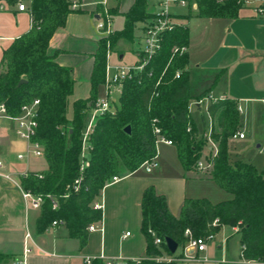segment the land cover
<instances>
[{
  "label": "trees",
  "instance_id": "trees-1",
  "mask_svg": "<svg viewBox=\"0 0 264 264\" xmlns=\"http://www.w3.org/2000/svg\"><path fill=\"white\" fill-rule=\"evenodd\" d=\"M4 1L10 5L18 3V0ZM148 1L136 0L126 15L124 31L112 36V48L120 38L131 37L138 22L152 17ZM194 1L198 8L196 15L202 19L238 18L246 2ZM71 4V0H31V31L4 52L0 103L6 104L10 114L17 115L24 104L40 100L35 140L43 146L48 167L20 178V183L24 190L35 195L51 194L59 200V209L54 210L46 199L37 221L39 233L57 221L68 228L72 238L84 245L89 227L102 222L103 212L94 209V204L107 182L120 175L121 166L132 173L157 155L155 120L163 136L173 141L186 171L196 169L208 141L200 136L190 115L192 101L203 96L191 93L187 71L189 55L173 56L172 52L175 46H189V29L181 25L165 35L161 50L142 73L123 82L121 95L114 103L115 115L106 113L97 118L90 135V165L83 171L81 190L64 199L68 187L81 174L82 134L99 88L105 82L107 61L106 41L102 40L95 57L91 96L76 100L69 118V98L75 87L73 71L58 64L55 55L49 54V47L54 35L66 26L73 12ZM178 71L181 72L179 79L176 78ZM21 80L26 83L20 85ZM208 112L212 119L219 118L221 128L219 134H213L219 152L211 160V176L233 198L217 204L206 198L186 199L180 216L176 217L168 207L166 196L153 186L147 188L141 202V229L147 239V258L140 264H156L148 258L164 252L171 254L166 237L184 247L188 241L187 230L193 237H207L216 236L224 227L237 229L241 234V260L264 263V170L242 160L233 163L230 160L229 140L239 123L235 103L231 100L213 103ZM128 126L130 134L125 131ZM156 237L163 241L159 246L155 244ZM11 260V256L0 253V264H8ZM93 264L103 263L96 260ZM128 264L139 263L130 261Z\"/></svg>",
  "mask_w": 264,
  "mask_h": 264
},
{
  "label": "crops",
  "instance_id": "crops-1",
  "mask_svg": "<svg viewBox=\"0 0 264 264\" xmlns=\"http://www.w3.org/2000/svg\"><path fill=\"white\" fill-rule=\"evenodd\" d=\"M71 1H79L81 7L73 10L66 26L54 35L50 41L49 54L55 55V61L61 66L72 69L76 100L88 99L91 96L95 57L102 41L97 29L100 14L107 6L114 34L121 33L125 28L126 15L136 0ZM26 4L30 9L31 1ZM246 4L235 19L198 18V8L192 10L193 15L189 17L187 10L180 9L177 12L180 13L179 22L190 33L187 71L190 74L192 95L202 98L210 94L225 96L235 103L239 115L235 132L256 134L258 122H262L264 128V14L257 13L258 8L264 7V0H248ZM153 11V0H149L148 12L152 14ZM150 19L138 22L131 37L120 38L116 42L111 56L113 63L133 65L139 62L144 47V27ZM191 22L198 24V34L191 30ZM32 24L30 10L22 12L18 4L10 5L0 0V70L4 52L16 40L27 35ZM127 41L131 45H124ZM102 90L105 94L104 84L99 88L97 99L105 96L101 94ZM114 91L115 103L121 95V88L117 86ZM196 101L193 100L192 104ZM210 105V102L204 101L193 105L190 111L200 136L206 139L210 134H219L221 131L219 118L212 119L209 115ZM88 118L91 121L92 109ZM246 140L247 137L240 141ZM26 146L13 134H5L0 147L2 157L8 163V171L14 174L13 180L0 176V253L12 257L8 264H84L86 257L102 255L126 260L147 258V239L141 229V202L144 191L151 186L166 196L168 207L176 217L180 216L186 199L206 198L213 204L224 200V190L212 179L210 170L186 171L175 145L159 144V166L151 173L142 168L132 173H120L118 182L105 186L97 200L103 203L102 230L89 232L86 244L82 245L79 239L70 236L64 224L52 225L45 232H38L37 221L42 208H34L24 199L20 183L22 177L19 174L26 169L31 173H40L42 170L31 169V161L25 167L23 162L16 160L17 153L23 152ZM208 150H205V154ZM230 160L232 163L240 160L251 163L232 153ZM121 170H124L123 166ZM225 228L228 227L221 231ZM230 229L240 235L242 252L241 234L237 229ZM228 244V236H225L219 246L224 251L219 261L214 262L208 257L210 262L177 264L263 263L243 261L240 259L241 252L239 261L226 260ZM181 250L179 246L178 253ZM205 254L208 256L207 252L200 256Z\"/></svg>",
  "mask_w": 264,
  "mask_h": 264
},
{
  "label": "built area",
  "instance_id": "built-area-1",
  "mask_svg": "<svg viewBox=\"0 0 264 264\" xmlns=\"http://www.w3.org/2000/svg\"><path fill=\"white\" fill-rule=\"evenodd\" d=\"M31 0H18V9L22 12H27L30 9L28 8L26 2ZM71 9L77 10L81 7L79 1H71ZM106 4V2H105ZM153 8L151 19L145 24L144 27V47L140 54V60L138 63L133 65L125 64H115L112 62L111 56L113 53L111 38L114 35V30L111 22V13L107 6L104 8L103 14H100V19L98 20L97 29L102 35V40L106 41L107 47V61L105 69V96L97 99L91 109H92V118L89 122L86 132L84 133L82 139V152H81V174L73 182L72 185L68 187L67 193L63 196L64 199H68L71 195V192H79L82 187L84 175L83 171L89 167V154L91 146L89 144V135L92 133L95 122L97 118L103 114L110 113L115 115L116 109L114 107V88H122L124 81L129 80L142 73L150 61L156 56V54L161 50L162 43L164 41L165 35L173 32L178 26L183 25L179 22L180 13L177 10H194L197 9V3L194 0H153ZM258 14H264V8L257 9ZM173 56H184L189 53V46H175L173 48ZM181 77V72L176 73V78ZM227 100L225 96L215 97L212 94L201 98L195 103H191V107L198 103H203L208 101L211 104L218 103L220 101ZM241 110V108H240ZM39 114H40V100L35 99L29 103L24 104L21 107L20 113L17 115H12L9 113L6 104L0 103V147L2 143V138L5 134H13L17 140L26 143V149L23 152H19L16 155V160L18 162L29 163L34 158L44 157L43 146L35 140L37 136V131L39 128ZM190 131V128L188 129ZM154 134L157 136V149L159 144H166L168 146H173L174 143L171 139L163 136L162 129L157 125V120L154 121ZM247 137L245 132H236L232 135L231 139L233 140H244ZM208 146H210V151L205 154L203 152L202 158L198 161L196 169L198 170H212L213 162L211 161L218 155V142L214 140L213 134H210L207 138ZM159 153L149 160L146 161L141 168L147 173H151L155 168L159 166L158 160ZM31 172L26 169L24 172H21L20 177H27ZM0 176H3L9 180H13L14 174L8 171V163L3 159L0 152ZM120 180L118 176H114L106 185L116 183ZM21 186V185H20ZM22 188V193L24 199L29 202L34 208H42L46 199L52 203V208L54 210L59 209V200L48 194L35 195L29 191H26ZM94 209L102 210L103 203L95 202ZM215 221L214 224H216ZM61 224L60 222L55 221L53 226ZM101 223L93 224L89 227V232L101 231ZM129 235V234H127ZM186 236L188 238L187 244L182 247V250L174 255L172 254H161L152 258H148L149 261L155 262L156 264H177L178 262H188V263H197V262H209L207 256L200 257V254L206 253L208 251V243L213 240L215 236L207 237H193L190 230L186 231ZM29 238L30 235H27ZM162 240L158 237L155 239L156 245H161ZM146 259V258H145ZM100 260L103 264H128L130 261L141 263L143 259L137 260H126L123 258H107L102 255L100 257L88 256L84 259V264H93L94 261Z\"/></svg>",
  "mask_w": 264,
  "mask_h": 264
},
{
  "label": "rangeland",
  "instance_id": "rangeland-1",
  "mask_svg": "<svg viewBox=\"0 0 264 264\" xmlns=\"http://www.w3.org/2000/svg\"><path fill=\"white\" fill-rule=\"evenodd\" d=\"M248 0H246L245 5H247ZM192 13L187 14V16H192ZM198 24L195 22H191V30L194 33L198 34ZM196 34V35H197ZM124 45H131L129 41L125 42ZM117 91V89H116ZM115 93V91H114ZM103 96V90L101 93ZM77 94H74L70 96L69 98V108H68V116H72L73 114V102L77 99ZM114 99H117V96H114ZM90 113V111H89ZM90 118L87 119V126L82 134V139L84 136V133L87 130V127L89 125ZM262 122L257 123V133L256 134H248L247 132V140L246 141H240V140H232L231 144L229 143V152L234 154L235 156L241 157L243 160L251 162L255 167H257L259 170H264V128L262 127ZM91 135V133H90ZM90 135H89V144L90 143ZM230 141V140H229ZM90 155V154H89ZM23 166L26 167V163H22ZM48 167L46 160L44 157L42 158H34L30 162V168L33 170H45ZM122 168V166H121ZM120 173H128L125 168L124 170L120 171ZM72 193V192H71ZM224 194V200H230L233 198V195L223 191ZM100 198V197H99ZM97 198V200L99 199ZM222 198V197H221ZM225 236H228L229 244L228 249L226 253V260L228 261H239V255L241 252V244H240V235L237 232H233L229 227L225 228L223 231H221L220 234H217L215 238L208 243V251H207V257H209L212 261H219L223 258V249L219 246L222 244L223 238ZM206 256L203 255V257ZM202 257V255L200 256ZM210 262V261H209ZM205 264H215V263H205ZM263 264V263H258Z\"/></svg>",
  "mask_w": 264,
  "mask_h": 264
},
{
  "label": "water",
  "instance_id": "water-1",
  "mask_svg": "<svg viewBox=\"0 0 264 264\" xmlns=\"http://www.w3.org/2000/svg\"><path fill=\"white\" fill-rule=\"evenodd\" d=\"M24 83H26V80H21V81H20V85H21V84H24ZM125 131H126L127 133L130 134V133H131V127H130V126L126 127ZM165 243H166V246H167V248H168V251H169L172 255H174V254H176V253L178 252V249H179V243L176 242L173 238H171V237H166V238H165Z\"/></svg>",
  "mask_w": 264,
  "mask_h": 264
}]
</instances>
